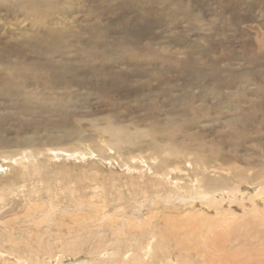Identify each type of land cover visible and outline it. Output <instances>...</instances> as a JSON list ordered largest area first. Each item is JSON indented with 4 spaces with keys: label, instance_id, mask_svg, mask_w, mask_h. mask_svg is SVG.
<instances>
[{
    "label": "rangeland",
    "instance_id": "1",
    "mask_svg": "<svg viewBox=\"0 0 264 264\" xmlns=\"http://www.w3.org/2000/svg\"><path fill=\"white\" fill-rule=\"evenodd\" d=\"M0 167V264H144L130 234L161 264L264 262L260 236L208 256L183 225L218 187L264 232V0H0Z\"/></svg>",
    "mask_w": 264,
    "mask_h": 264
},
{
    "label": "bare ground",
    "instance_id": "2",
    "mask_svg": "<svg viewBox=\"0 0 264 264\" xmlns=\"http://www.w3.org/2000/svg\"><path fill=\"white\" fill-rule=\"evenodd\" d=\"M120 133V132H119ZM122 134V133H121ZM117 135V134H116ZM129 141V140H128ZM61 152H63V150H61V149H59ZM26 152V151H25ZM60 152V153H61ZM68 153V152H67ZM133 157V156H132ZM3 166V165H2ZM0 169H2L3 170V168H1L0 167ZM36 171V170H35ZM228 178V177H227ZM244 183V182H243ZM221 184V183H220ZM257 184V183H256ZM214 186V185H213ZM212 187V186H211ZM210 187V188H211ZM253 188H255V187H253ZM212 189V188H211ZM219 189H221V188H218L217 187V190H215L214 191V188L212 189V190H204L202 193H201V195L199 196V197H201V196H203V197H205L206 198V205H207V210L209 211H213V212H216V215L215 216H206L205 214H203L202 212H200V213H197L196 214V216H194V217H192V218H188V221L186 222V224H183L184 225V227L185 228H188L190 231H191V233H192V237H190V238H192L193 240H198V242H196V245L195 246H197V247H202V245L203 246H206V245H209L210 247H213L212 249H214V251H212V249L210 248V249H208V251H207V253H206V255L208 254V256H213L212 254L213 253H215L216 251H219V250H222L223 248H222V246L221 247H217V246H220V243L221 242H226L225 243V247H226V245L228 244V243H230L231 241H233V239H238V238H241V236L243 237V235H244V238L245 239H247V240H250V237H255V236H260L261 238H263V240H264V232L263 231H261V230H258L257 228H250V227H246V226H243V228H244V230H242L241 231V229H240V227H237L236 225H235V220H229V216H228V214H222V212L220 211V209H219V207L216 205V202L217 201H219L218 199H216V198H214L215 196H214V193L216 192L218 195L220 194V193H224V192H221ZM244 189H246V191L247 192H249V193H252L251 192V187H248V186H245L244 187ZM256 189V188H255ZM198 190V189H197ZM222 190V189H221ZM234 190V189H233ZM223 191V190H222ZM235 191H241V188H238V187H236L235 188ZM259 191V190H258ZM238 192V193H239ZM255 193H253V195L252 196H254V197H257V201L259 202V203H261V204H264V188H262V190L257 194V195H254ZM212 195V196H211ZM242 195H244V194H242ZM190 196H192L191 194H190ZM230 197V196H229ZM37 207V206H36ZM53 207V206H52ZM56 209V208H55ZM250 209H251V211H256L257 210V208H256V205H251L250 206ZM37 211H39V210H37ZM32 212V211H31ZM257 213H258V210L256 211ZM262 212V211H261ZM40 213H42L43 215H44V217H43V220H46V217H49V219L51 220L52 219V216H53V214L52 213H50L49 212V210H46V211H44V212H42V211H40ZM39 213V214H40ZM252 213V212H251ZM253 213H255V212H253ZM252 213V214H253ZM257 213H255V214H257ZM259 214V213H258ZM101 215V214H100ZM262 215H264V211L262 212ZM32 216V215H31ZM105 216V215H104ZM249 216H251V214L249 215ZM96 217V216H95ZM169 217V216H168ZM191 217V216H190ZM263 217V216H262ZM143 218V217H142ZM55 218L53 217V220H54ZM164 219H166V218H164ZM31 220H33V219H31ZM40 221H42V219H39ZM96 220V219H95ZM102 220V219H101ZM145 220H146V218H145ZM37 221V220H36ZM253 221H255V224H260V223H264V220H262V218L260 219L259 217H258V219H254ZM34 222V221H33ZM150 222V221H149ZM148 222V223H149ZM164 222H165V220H164ZM37 223H38V221H37ZM36 223V224H37ZM45 223V222H44ZM51 223V222H50ZM46 224H47V222H46ZM108 224V223H107ZM110 224V223H109ZM140 225H141V223H140ZM165 225V224H164ZM166 225H167V227H165V228H167L168 230H170V231H172V230H174L175 228H176V222L174 221V220H171V219H167L166 220ZM132 226H134V225H131V228H129V229H132ZM152 226V225H151ZM148 227H150V226H148ZM163 227V226H162ZM135 228V227H134ZM261 228V227H260ZM136 229V228H135ZM139 229V228H138ZM120 230V229H119ZM155 230H156V232L157 231H159V230H157V228H155ZM155 230H153V231H155ZM69 231V230H68ZM132 231V230H131ZM141 231V230H140ZM190 231H188V232H190ZM130 232V231H129ZM70 233H71V231H70ZM159 233V232H158ZM157 233V234H158ZM161 233H163V236L165 237V239H168L169 241H168V243H169V245H171V246H173L172 244H170V238H168L167 237V231H165V230H162L161 231ZM154 234H156V233H154ZM154 234H152V235H154ZM118 235H120V234H118ZM133 234H130L128 237H125V236H123V237H125V239H124V241L123 242H128V243H130V245H129V248L131 249V247H133L132 248V251H130V250H128V252H131L132 253V255L134 254V258L135 259H137L138 258V256H139V258H140V256H141V259L143 260V263L144 264H161V258H160V256L158 257L157 255H156V253H155V250H157V248L156 249H154L155 247H154V245H153V243L152 244H150V243H148V244H146L145 246H143L142 245V243L141 244H139V245H136L135 247H134V245L132 244V241L135 239V238H132L133 236H132ZM13 236V235H12ZM146 234H143V232H141V233H139V235H137V241H139V242H143L144 241V239H146ZM161 236H162V234H161ZM186 236V235H185ZM189 237V236H188ZM154 238H155V240L158 242V244H159V246H163L165 249L166 248H168V247H170V246H166V245H164L163 243H160V242H162V241H164V240H161L160 238L158 239V240H160V241H158L157 240V236H155L154 235ZM261 238H260V240H261ZM15 239V238H14ZM59 239H61V238H59ZM62 240H64V239H62ZM61 240V241H62ZM150 240H151V237H150ZM174 240V239H173ZM172 240V241H173ZM242 240V239H241ZM60 241V242H61ZM175 241V240H174ZM58 242V241H57ZM150 242V241H149ZM195 242V241H194ZM193 242V243H194ZM122 243V242H121ZM138 243V242H137ZM119 244V243H118ZM175 244H177V246L178 245H180V247H182V246H184L183 244H181V242L180 241H178V242H176ZM192 246H193V244H191ZM191 245H187V246H184L186 249H191L192 248V246ZM244 246H245V244H244ZM248 246V245H247ZM194 247V246H193ZM261 247H263L262 245H261ZM122 246H118V245H116V249H117V252H112L111 253V255L112 256H110V259L113 261V263L112 264H127V262H128V259H126L127 257H129V255L127 256L126 255V253H123L122 252ZM128 248V247H127ZM172 248V247H171ZM195 248V247H194ZM13 249V248H12ZM165 249H163L164 250V252L166 251ZM196 249V248H195ZM198 249V248H197ZM160 250V249H159ZM169 250V249H168ZM198 250H200V249H198ZM253 250V249H252ZM78 251V250H77ZM170 251V250H169ZM185 251V250H184ZM246 251V250H245ZM249 251V250H248ZM247 251V252H248ZM264 251V250H263ZM263 251H261V252H263ZM43 252V251H42ZM61 252V251H60ZM160 252V254H161V251H159ZM159 252H158V254H159ZM171 252V251H170ZM170 252H168V257H166L167 258V260H168V264H178V261L173 257V256H171V253ZM50 253V252H49ZM69 253V252H68ZM104 253V252H103ZM163 253V252H162ZM199 253V252H198ZM195 253L194 254V256H196V257H199V258H201V260L204 262V254H203V252L202 253ZM205 253V252H204ZM243 253H245V252H243ZM255 253V252H254ZM51 254V253H50ZM58 254V253H57ZM60 254V253H59ZM58 254V255H59ZM102 254V253H101ZM100 254V255H101ZM191 254H193L191 251H189L188 252V254H186V255H189V257H193V255H191ZM68 255H70V254H68ZM99 255V256H100ZM163 255V254H162ZM246 255V254H245ZM253 255H255V254H253ZM23 256H25V255H23ZM125 256H127L126 258H125ZM147 256V259H145V257ZM164 256H167V254H165ZM181 256V255H180ZM263 256V255H262ZM261 256V257H262ZM21 257V256H20ZM33 257V256H32ZM238 257H239V255H238ZM246 257H247V255H246ZM260 257V258H261ZM31 258V257H30ZM35 259H34V264H40V259H41V257L39 256V255H37L36 257H34ZM52 258V257H51ZM138 258V259H139ZM195 258V257H194ZM248 258H249V256H248ZM250 258H252V257H250ZM250 258H249V261H250ZM263 258V257H262ZM22 259V258H21ZM24 259V258H23ZM140 259V260H141ZM189 259V258H188ZM256 259V258H255ZM99 260V259H98ZM187 260V259H186ZM191 260V259H190ZM195 260V259H194ZM237 260V259H236ZM244 260H246V259H244ZM257 260V259H256ZM264 260V259H263ZM20 261V260H19ZM26 261H27V258H26ZM31 261H32V259H31ZM104 261V260H103ZM188 261V260H187ZM206 261H207V259H206ZM213 261V260H212ZM252 261V260H251ZM257 261H259L260 263H255L254 261H252V262H254L255 264H264V262L263 261H260V260H257ZM42 262V261H41ZM140 262V261H139ZM252 262H251V264H252ZM31 263V262H30ZM42 263H44V262H42ZM101 263V262H100ZM186 263V262H185ZM205 263V262H204ZM248 264H250L249 262H247ZM32 264V263H31ZM66 264V263H65ZM87 264H89V262H87ZM129 264V263H128ZM132 264V263H131ZM205 264H208V263H205Z\"/></svg>",
    "mask_w": 264,
    "mask_h": 264
}]
</instances>
